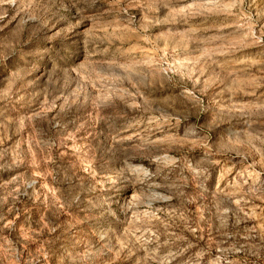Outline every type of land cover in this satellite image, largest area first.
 Masks as SVG:
<instances>
[{"label":"rangeland","instance_id":"rangeland-1","mask_svg":"<svg viewBox=\"0 0 264 264\" xmlns=\"http://www.w3.org/2000/svg\"><path fill=\"white\" fill-rule=\"evenodd\" d=\"M0 264H264V0H0Z\"/></svg>","mask_w":264,"mask_h":264}]
</instances>
